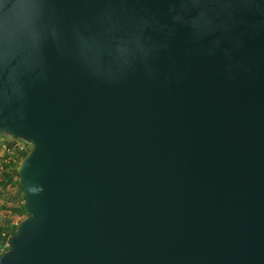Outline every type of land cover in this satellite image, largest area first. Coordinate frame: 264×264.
<instances>
[{
  "label": "water",
  "instance_id": "95a60500",
  "mask_svg": "<svg viewBox=\"0 0 264 264\" xmlns=\"http://www.w3.org/2000/svg\"><path fill=\"white\" fill-rule=\"evenodd\" d=\"M1 136L0 264H264V0H0Z\"/></svg>",
  "mask_w": 264,
  "mask_h": 264
},
{
  "label": "trees",
  "instance_id": "16d2710c",
  "mask_svg": "<svg viewBox=\"0 0 264 264\" xmlns=\"http://www.w3.org/2000/svg\"><path fill=\"white\" fill-rule=\"evenodd\" d=\"M17 141L19 140L12 139V144ZM24 144L25 149L15 157L16 161L11 164L4 163L0 168V210L4 212V217L0 216V256L10 249L11 236L16 233L19 222L28 216L25 200L21 195L23 188L18 184L17 173L19 163L32 148L29 143Z\"/></svg>",
  "mask_w": 264,
  "mask_h": 264
},
{
  "label": "built area",
  "instance_id": "2783aa9c",
  "mask_svg": "<svg viewBox=\"0 0 264 264\" xmlns=\"http://www.w3.org/2000/svg\"><path fill=\"white\" fill-rule=\"evenodd\" d=\"M25 149L23 141H17L12 144V139L8 137H0V168L3 164H11L16 161L17 155Z\"/></svg>",
  "mask_w": 264,
  "mask_h": 264
},
{
  "label": "rangeland",
  "instance_id": "374dc122",
  "mask_svg": "<svg viewBox=\"0 0 264 264\" xmlns=\"http://www.w3.org/2000/svg\"><path fill=\"white\" fill-rule=\"evenodd\" d=\"M1 202H2V200H0V204H1ZM0 216H1V218L4 217V212L2 210H0Z\"/></svg>",
  "mask_w": 264,
  "mask_h": 264
}]
</instances>
